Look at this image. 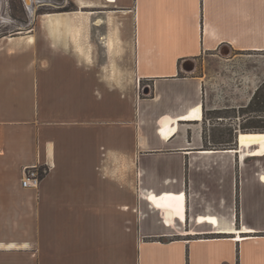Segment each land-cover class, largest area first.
I'll use <instances>...</instances> for the list:
<instances>
[{"label": "crops", "instance_id": "1", "mask_svg": "<svg viewBox=\"0 0 264 264\" xmlns=\"http://www.w3.org/2000/svg\"><path fill=\"white\" fill-rule=\"evenodd\" d=\"M69 1L0 37V264H264V139L205 131L264 0Z\"/></svg>", "mask_w": 264, "mask_h": 264}, {"label": "rangeland", "instance_id": "2", "mask_svg": "<svg viewBox=\"0 0 264 264\" xmlns=\"http://www.w3.org/2000/svg\"><path fill=\"white\" fill-rule=\"evenodd\" d=\"M37 1L43 2L45 5L39 6L35 3ZM1 3L2 2L0 1V37L22 34L28 23H34V20L40 15L46 13H60L56 11L74 6L69 0H32L33 4L30 6L29 4L26 6L24 0H9L7 7ZM239 60V63L234 64H228L224 61L222 66L217 67V74H212V81L229 84L247 83L251 88L250 92L254 90L255 93V91L264 83V54L254 53L249 56L240 57ZM145 84L146 83H141V86L144 87ZM214 93L219 94L218 91H214ZM232 93L235 94V92ZM244 93L248 92L245 91ZM222 97H225V94H223ZM260 97L261 100L263 99L264 101V87L260 93ZM240 108L243 107L239 106L236 109L237 113L235 114V117L233 115V118L231 119H221V122L212 118V115L207 113L206 117L209 119L205 124L206 135H211L215 126L222 130L229 129L230 123L233 124V126L237 125L236 129L238 132L257 133L251 132L257 129H250V127L258 125L261 128V126H264V112H240ZM242 126L248 127L245 132H243V129L241 128ZM260 128L258 130H260ZM224 139L227 138L224 137Z\"/></svg>", "mask_w": 264, "mask_h": 264}, {"label": "trees", "instance_id": "3", "mask_svg": "<svg viewBox=\"0 0 264 264\" xmlns=\"http://www.w3.org/2000/svg\"><path fill=\"white\" fill-rule=\"evenodd\" d=\"M75 10V6H71V7H66V8H63V9H60L56 12H70V11H73ZM263 87H264V83L255 91V93L253 94V96L251 97L248 105L246 107H243V108H240V112H264V101L263 99L261 100V97H260V93L261 91L263 90ZM233 112V115L234 117L236 116L235 114L237 113V111L235 109H233V111H230L229 109H222V110H216V111H212L210 112L209 114L212 115L211 117L212 118H219V119H224V118H227V117H230L228 116L227 114L228 113H231ZM263 127V128H262ZM243 129V132H245V130H247L248 127L246 126H242L241 127ZM253 128V129H257V130H253L251 132H264V126H258V125H254V126H251L250 129ZM260 128V130H258ZM225 131V130H223ZM225 133V132H222V134ZM222 141H214L213 140V144H218V143H221V145H223V147H232L233 146V143H234V139H232L231 137L228 138V139H224V136L223 138L221 139ZM205 147H208L207 143L205 144ZM216 147V146H214ZM225 149V148H223ZM43 170H45V173L47 171V168L46 167H40L39 168V173H40V176L43 177L44 174H43Z\"/></svg>", "mask_w": 264, "mask_h": 264}, {"label": "built area", "instance_id": "4", "mask_svg": "<svg viewBox=\"0 0 264 264\" xmlns=\"http://www.w3.org/2000/svg\"><path fill=\"white\" fill-rule=\"evenodd\" d=\"M5 7L8 6L9 0H0ZM39 166L33 165L24 168L23 174L21 177V186L22 188H33L36 189L39 184V180L41 178L39 173ZM45 173V170H43V174Z\"/></svg>", "mask_w": 264, "mask_h": 264}, {"label": "bare ground", "instance_id": "5", "mask_svg": "<svg viewBox=\"0 0 264 264\" xmlns=\"http://www.w3.org/2000/svg\"><path fill=\"white\" fill-rule=\"evenodd\" d=\"M27 2H29V0H27ZM171 131H169L170 133ZM253 138L254 140L255 139H264V133H260V134H245V133H242L241 134V143L242 144H249V142H247V138Z\"/></svg>", "mask_w": 264, "mask_h": 264}, {"label": "water", "instance_id": "6", "mask_svg": "<svg viewBox=\"0 0 264 264\" xmlns=\"http://www.w3.org/2000/svg\"><path fill=\"white\" fill-rule=\"evenodd\" d=\"M24 2H25V5L28 6V4L26 3L25 0H24ZM29 6H30V4H29ZM147 92H148V89H144V93H147Z\"/></svg>", "mask_w": 264, "mask_h": 264}]
</instances>
